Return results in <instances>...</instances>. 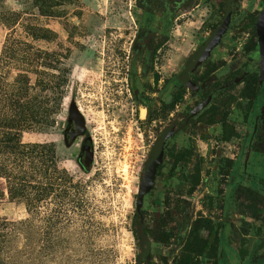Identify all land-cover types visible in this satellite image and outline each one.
Masks as SVG:
<instances>
[{"label": "rangeland", "instance_id": "374dc122", "mask_svg": "<svg viewBox=\"0 0 264 264\" xmlns=\"http://www.w3.org/2000/svg\"><path fill=\"white\" fill-rule=\"evenodd\" d=\"M230 3L73 0L65 17L41 18L55 37L36 44L62 53L68 82L57 123L23 138L53 144L66 193L28 202L10 199L4 189L0 264H180L187 239H206L208 224L218 234L217 256L209 258L207 249L202 263L264 264V78L258 83L257 42L264 0ZM4 6L18 5L6 0ZM227 16L221 39L204 59L193 56L196 69L185 82L186 60L210 46ZM6 32L0 24V50ZM248 75L256 84L249 99L242 95ZM71 102L91 137L87 172L81 137L64 136ZM162 132V160L137 208L149 151ZM140 227L149 241L146 255Z\"/></svg>", "mask_w": 264, "mask_h": 264}, {"label": "trees", "instance_id": "16d2710c", "mask_svg": "<svg viewBox=\"0 0 264 264\" xmlns=\"http://www.w3.org/2000/svg\"><path fill=\"white\" fill-rule=\"evenodd\" d=\"M5 1L0 0V24L7 29L0 50V180L4 182L0 197L5 189L10 199L32 202L30 199L53 195L55 199H63L66 171L59 167L53 144L25 141L23 136L57 123L55 114L61 110L67 72L62 53L49 51L36 42L55 37V31L41 18L65 17V8L73 0H14L16 8L5 7ZM231 1L227 0L228 6ZM263 18L264 7L258 12V25ZM246 82L242 95L249 99L255 95L254 76L248 75ZM160 140L150 154L147 169L159 153ZM205 228L206 239L192 235L187 239L180 264H204L199 256L208 253L207 249L213 254L209 258L217 256L218 234L210 224ZM138 237L146 241V232L138 229Z\"/></svg>", "mask_w": 264, "mask_h": 264}, {"label": "water", "instance_id": "95a60500", "mask_svg": "<svg viewBox=\"0 0 264 264\" xmlns=\"http://www.w3.org/2000/svg\"><path fill=\"white\" fill-rule=\"evenodd\" d=\"M228 22H229V16L226 17L224 24L218 30L215 39L210 44V48H212V46H214L220 40L222 34L225 32ZM257 40H258V47L260 54L259 81H261L264 78V18L262 22L258 25ZM199 107H201V104L199 105ZM68 116H69L68 120H70L71 117H73L76 122V132L70 136V139L72 141L77 135L83 133L85 127V118L83 117V114L80 112L79 108L76 106L74 102H71L70 104ZM92 160H93V151L88 146L87 153L84 157L82 166L86 170H88L90 168ZM161 160H162V151H160V153L152 162L150 167L146 170L143 180L139 185L137 202H136L137 208H140L142 205L144 192L153 185L156 167L160 164Z\"/></svg>", "mask_w": 264, "mask_h": 264}, {"label": "flooded vegetation", "instance_id": "af4514ba", "mask_svg": "<svg viewBox=\"0 0 264 264\" xmlns=\"http://www.w3.org/2000/svg\"><path fill=\"white\" fill-rule=\"evenodd\" d=\"M221 39V38H220ZM257 42H258V40H257ZM211 49L212 48H210V46H209V44L206 42V43H204V45L199 49L198 48V50L197 51H195L194 53H192V56H190V57H188V59L186 60V65H185V67L181 70V73H180V76H181V78H183V80L185 81V82H188V73L190 72V71H192V70H194V69H196V66L194 65L192 68H189L188 67V65L190 64L191 65V62H192V58H193V56H195L196 54H203V56H202V58L201 59H204L205 57H207L208 55H210V53H211ZM260 55V54H259ZM196 64V63H195ZM260 69V68H259ZM258 83H259V71H258ZM68 118H69V116H67V120H66V126H65V128H64V136H65V139H66V141H68V142H72V141H74L77 137H81V145H82V148H81V152H80V157H82V165H83V160H84V157H85V155H86V153H87V147L89 146V148L92 150V145L90 144V140H91V137L89 136V134H88V132H87V130H86V127H84V131H83V133L82 134H79V135H77L72 141H71V139H70V136L72 135V134H74L75 132H76V122H75V120H74V118L73 117H71V119L70 120H68ZM168 134H171V131L170 132H168ZM90 138H89V137ZM159 138H161V140L159 141V143H160V149H159V153H160V151H162L161 149H162V143H163V140H165V135H164V133L162 132V134L157 138V140L153 143V145H152V147H151V149H150V151H149V156H148V160H147V165H148V162H149V160H150V154H151V152H152V150H153V148H154V146H155V143L159 140ZM158 153V154H159ZM158 154H157V156H158ZM156 156V157H157ZM157 168H158V166L156 167V171H157ZM146 170H147V167H146ZM146 170H145V173H146ZM145 175V174H144ZM155 175H156V172H155ZM154 179H155V176H154ZM153 182H154V180H153ZM143 203V202H142ZM139 229H142L141 227L139 228ZM143 230V229H142ZM144 231V230H143ZM146 241H144V242H146V243H144L143 241H141V239L139 238V241H140V247H141V249H142V252H143V254H149V241H148V237H146V239H145ZM144 245L146 246V249L144 248Z\"/></svg>", "mask_w": 264, "mask_h": 264}]
</instances>
